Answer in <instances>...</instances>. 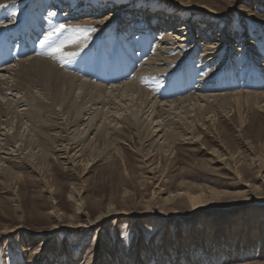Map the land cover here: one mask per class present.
Wrapping results in <instances>:
<instances>
[{
	"label": "rangeland",
	"instance_id": "374dc122",
	"mask_svg": "<svg viewBox=\"0 0 264 264\" xmlns=\"http://www.w3.org/2000/svg\"><path fill=\"white\" fill-rule=\"evenodd\" d=\"M61 1L67 2V12L76 11L80 4L87 5L86 12L82 13L84 20L95 11H103L100 18L106 17L113 5H130L132 9L127 11L130 14L123 11L116 19L120 21L118 28L124 33L129 28L133 46H122L120 33L111 36L107 33L104 37L100 28H91L82 35L89 44L87 54L83 58L76 55L74 59L78 57L79 60L71 65L73 72L82 79L100 82L92 75L97 68L108 65L113 58L118 61L129 55V78L116 83L113 79L105 86L129 82L139 71L140 64L152 58L156 48L162 45L161 38L165 35H160L162 31L157 27H151L154 20L160 18L149 15L166 12L171 15L168 20L172 25L186 29L181 36H187L185 45L174 51V56L180 57L178 61L185 60L181 70L175 72L174 78L169 77L171 80L164 77L163 84L169 86L167 89L178 90L175 87L185 80L182 75L178 76L183 66L194 71L189 77L192 82L184 91H168V96L183 98L202 92V88L219 94L264 91V0H52L58 9L55 11L63 8ZM189 2L213 11L216 16L210 18L207 12L196 13L179 5ZM60 15V26L72 23L64 11ZM172 25L160 30L174 32ZM143 41L150 42L149 48H142ZM212 45L216 48L211 51L216 54L206 57ZM39 50V54L44 52L42 48ZM98 51H104L105 58L101 63L94 61L91 69H86L90 55L95 57ZM45 52L38 57L51 51ZM211 57L213 62L209 61ZM241 100V104L225 101L222 106H216L215 114H208L204 122L198 124L201 137L198 142L177 145L174 158L155 152L149 159L144 158L148 148L142 146L134 131L126 130L124 136H116L123 139V144L99 145L92 158L86 156L91 159L89 164L69 165L63 160H50L43 168L41 181L37 180L30 163L20 164L15 171L23 175L22 180L14 183L10 191L0 187V231L4 227L22 225V234L12 240L0 239V264H44V257L35 259L33 253L49 246L52 248V256L48 257L51 264L60 263L59 253H65L67 261L79 253L75 264H95L93 253L103 255L101 264L264 263V255L262 259L257 257L258 249L264 246V112L254 105L248 107L249 99ZM241 118L246 122L243 127ZM149 163L160 166L151 175L147 173ZM182 183L197 190L229 193L213 208L192 212L178 196L181 189L185 190ZM246 190L254 192L248 196L249 205L238 208L245 200L235 194ZM12 193L18 195V203L11 200ZM72 194L83 204V215L76 214V200L71 198ZM110 207L119 214H112L102 227L96 225L91 230L81 228L78 231L64 227L55 232L53 242L41 246L47 237L44 233L54 225L94 222ZM148 209L149 213L144 214ZM150 213H161L164 219L172 215V218L164 223L161 218L150 217ZM39 233V239H31Z\"/></svg>",
	"mask_w": 264,
	"mask_h": 264
},
{
	"label": "bare ground",
	"instance_id": "6f19581e",
	"mask_svg": "<svg viewBox=\"0 0 264 264\" xmlns=\"http://www.w3.org/2000/svg\"><path fill=\"white\" fill-rule=\"evenodd\" d=\"M61 2L64 6H62L63 8L60 7L61 10L58 12L55 11L57 7L54 6L52 0H0V43L5 41L7 35L12 36L17 31L26 29L28 32H37V36L31 37L32 42L39 41V43H34L35 50L33 53H29L0 68V187H5L6 190L10 191L14 183L22 180L23 175L15 171L20 167V164L30 163L33 173L40 181L41 174H44L45 170L43 168L50 160H63L69 165L76 162H80L81 165H83V162L89 164L91 159L86 158V156L89 155L92 158L93 151L99 145L109 147L113 143L123 144V139L116 138V136H124L126 130L134 131L135 135L139 136L142 146L148 148L145 155H143L144 158L149 159L153 152L157 155L174 158L177 145L198 142L201 138L198 132V124L204 122L208 114H215V107L222 106L225 101L241 104V99L246 98L249 99L247 101L248 107L254 105L264 112V91L219 94L208 92L207 88H202V92H196L192 95L187 94L188 96L183 98L180 95V97L173 98L166 94L168 91H184L191 84L192 78L189 80V77L194 72L191 67L185 69V66H183V70L178 76L182 75L185 80L175 87L178 90H174L173 87L167 89L169 86L166 87L163 84L165 82L164 77L165 79L172 77L181 70L180 68L185 60L178 61L179 56H174V51L185 45L187 36V34L181 36L186 29L178 28V26H175L176 24H173L172 29L174 32L160 30L170 28L172 25L168 20L171 15L169 16L166 12L154 13L153 15L151 13L149 15V17L155 19L160 18L154 20L151 27H157L156 29L162 31L159 32L160 35H165L161 38L162 45L156 48L155 54L153 53L151 56L152 58L144 60L145 62L143 61L144 63L140 64L139 71L132 76L129 82L108 87L105 86L107 81L99 80L102 85L100 82L92 83L78 77L79 74L76 75L73 72L71 65L79 60L78 57L83 58V55L87 54L89 44L84 41L85 39L82 36L87 30L91 28L103 29L104 37L107 33L110 36L114 33H120L122 34V46L124 44L133 46L132 35L128 33L129 28L125 29L127 33H124L121 28H118L120 21L116 19V17L121 16L123 11L129 13L132 9L130 5H127V7L113 5L109 8L111 13L106 17L100 18L103 11L96 12L94 10L95 12L90 14L87 12L86 15L89 14L90 17L84 20L82 19V13L86 12L87 5L80 4L76 11L67 12L65 5L67 2ZM179 5L196 13L207 12V16L210 18L216 16L213 11H206L191 5L190 2L188 4L179 3ZM62 11L72 22L69 25H63V30L60 26V20L62 19L60 13ZM56 12L59 14H56ZM65 16L63 15V18L66 20ZM26 19L29 20L28 23L25 22ZM51 23L52 26L50 27ZM40 33L44 35L39 37ZM150 37L153 38V35H150ZM44 41L47 43L42 44ZM148 42H142L141 46L144 50L149 48L148 44L150 42ZM41 48L44 49L43 55L46 53L45 50L51 52L43 57H38L42 55L41 52L40 54L38 52ZM57 48L60 50L56 51ZM215 48L213 45L209 47L205 56L216 54L212 52ZM0 54H6V51L2 50ZM76 55L78 57L74 59ZM90 56L91 59L88 62L85 61L86 63L84 62L87 66L86 69H91L90 65L94 61L101 63V60L105 58L104 51H98L95 57ZM125 56H127L125 62L128 65L130 56ZM213 60V57L209 58L210 62H213ZM114 62H116L115 58L112 59L111 63L110 61L107 62L105 72L109 70V64ZM99 69L97 68L93 72V76L96 75L95 73H99ZM102 73L104 75L103 71ZM106 78V80L112 81L114 73L110 71L109 77ZM162 91L165 93H159ZM240 121L243 127L246 122L243 118ZM114 136L115 138H113ZM115 153L117 152L115 151ZM158 166L149 163L147 173L154 174L160 167ZM181 186L185 190L182 191L181 189L178 196L184 200L192 212H202L213 208L229 193L215 189L197 190L190 184L182 183ZM49 189L52 191V188L49 187ZM253 193L252 190L236 193L237 198L241 199L243 197L242 199L245 200L241 202L238 208L248 206V202L251 200L248 196ZM12 194L11 200L18 203V195L16 193ZM172 197H169L167 201L170 202ZM71 198L76 200V214L81 215L83 204L76 199L74 194L71 195ZM114 209L110 207L108 212L101 213L94 222L88 220L83 224L70 222L69 225H54L50 231L44 233L47 234V237L43 239L41 246L53 242L55 232L63 230L64 227L72 230L81 228L91 230L96 225L102 227L106 219L112 214H119ZM149 209L144 214L149 213ZM160 214L150 213L149 216L161 218L165 220L164 223L172 218V215H170L164 219ZM135 216L139 217L138 215ZM22 229V225L4 227L0 231V239L5 237L7 240H12L16 235L20 236L22 234ZM39 235L41 233L34 238L31 237V239L37 240L40 238ZM22 249L25 252L28 251L25 245ZM51 249L50 246L45 250L38 248L33 256H35V259L43 256L45 259L44 264H51L48 259L51 255ZM78 254H73L67 261L65 253H59L60 263H58L69 264L71 262L70 264H75L77 262L76 255L79 256ZM97 255L93 253L96 259L95 264H101L103 255L101 254V257ZM263 255L264 246L258 249V259H262Z\"/></svg>",
	"mask_w": 264,
	"mask_h": 264
},
{
	"label": "snow or ice",
	"instance_id": "6c2138e0",
	"mask_svg": "<svg viewBox=\"0 0 264 264\" xmlns=\"http://www.w3.org/2000/svg\"><path fill=\"white\" fill-rule=\"evenodd\" d=\"M61 30H63V26H61ZM56 51H59L60 49L59 48H57V49H55Z\"/></svg>",
	"mask_w": 264,
	"mask_h": 264
}]
</instances>
